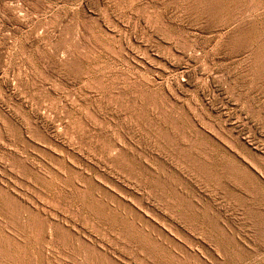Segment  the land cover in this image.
Segmentation results:
<instances>
[{
  "label": "rangeland",
  "instance_id": "1",
  "mask_svg": "<svg viewBox=\"0 0 264 264\" xmlns=\"http://www.w3.org/2000/svg\"><path fill=\"white\" fill-rule=\"evenodd\" d=\"M0 264H264V0H0Z\"/></svg>",
  "mask_w": 264,
  "mask_h": 264
}]
</instances>
